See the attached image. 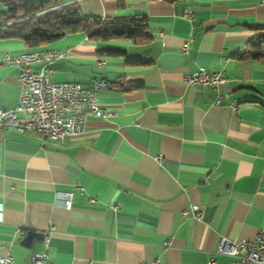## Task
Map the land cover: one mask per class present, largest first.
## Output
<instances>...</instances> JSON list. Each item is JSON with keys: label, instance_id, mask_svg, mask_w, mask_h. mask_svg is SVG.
I'll return each instance as SVG.
<instances>
[{"label": "crops", "instance_id": "0c3cea01", "mask_svg": "<svg viewBox=\"0 0 264 264\" xmlns=\"http://www.w3.org/2000/svg\"><path fill=\"white\" fill-rule=\"evenodd\" d=\"M259 1L57 0L88 17L144 15L152 38L96 42L73 33L36 49L0 38V58L64 51L51 80L95 90L111 113L87 116L63 143L0 133V255L12 264H42L30 255L43 252L54 264H231L233 256L217 253L219 241H251L264 228V58L240 56L264 35L255 28L264 26ZM199 67L223 69L228 81L219 90L186 84ZM130 81L141 86L115 87ZM19 92L18 69L0 64V109H14ZM69 191L65 209L59 193ZM190 205L203 209L200 220L180 213ZM28 231L43 238L24 246Z\"/></svg>", "mask_w": 264, "mask_h": 264}, {"label": "built area", "instance_id": "2783aa9c", "mask_svg": "<svg viewBox=\"0 0 264 264\" xmlns=\"http://www.w3.org/2000/svg\"><path fill=\"white\" fill-rule=\"evenodd\" d=\"M264 4V0L259 1ZM184 16L189 18L188 11ZM183 51H187V42L183 44ZM64 51L47 48L23 52L18 55L5 53L0 58L1 65L14 66L18 69L20 92L18 102L14 109H0V133L5 129H13L19 132L43 130V137L50 141L63 143L68 138L81 133L85 127L86 117L89 115H109L100 109L98 94L95 90L83 88L79 83L70 81H53L50 78L51 64L64 56ZM42 63L38 71H34L31 65ZM98 64H103L99 61ZM228 81L224 70L208 71L204 67L188 73L184 82L188 85L212 86L216 90ZM222 95L218 94L215 102L219 103ZM229 106L238 107V102L232 100ZM24 113L26 118H19L18 114ZM160 159L161 157H157ZM62 205L65 209L71 206L73 192L59 193ZM182 215L191 213L200 220L203 209L199 205H190L180 211ZM53 230L50 227L49 232ZM217 253L233 256L231 264H264V228L260 229L256 237L251 241H234L222 238L216 248ZM32 263L54 264L47 261L45 252L31 254ZM11 255H0V264H12ZM86 264H92L88 261ZM144 264V263H142ZM150 264H163L154 261ZM208 264H214L209 259Z\"/></svg>", "mask_w": 264, "mask_h": 264}, {"label": "trees", "instance_id": "16d2710c", "mask_svg": "<svg viewBox=\"0 0 264 264\" xmlns=\"http://www.w3.org/2000/svg\"><path fill=\"white\" fill-rule=\"evenodd\" d=\"M124 1L116 0L117 6H123ZM0 3L4 6L0 11V38L20 39L27 49L48 46L73 33L84 34L96 42L132 39L135 43H145L152 38L144 15L124 19L88 17L80 13L75 3L56 6L57 0H0ZM255 28L261 29L264 26ZM98 53L105 56L124 55L123 51L116 49H101ZM240 56L264 58V35L251 40L249 49ZM140 86V82L130 81L115 87L129 91Z\"/></svg>", "mask_w": 264, "mask_h": 264}, {"label": "water", "instance_id": "95a60500", "mask_svg": "<svg viewBox=\"0 0 264 264\" xmlns=\"http://www.w3.org/2000/svg\"><path fill=\"white\" fill-rule=\"evenodd\" d=\"M43 233L38 231H28L25 237L22 240V244L24 246L29 247L31 244L32 239H42Z\"/></svg>", "mask_w": 264, "mask_h": 264}, {"label": "bare ground", "instance_id": "6f19581e", "mask_svg": "<svg viewBox=\"0 0 264 264\" xmlns=\"http://www.w3.org/2000/svg\"><path fill=\"white\" fill-rule=\"evenodd\" d=\"M35 133L38 135L43 136V130H35Z\"/></svg>", "mask_w": 264, "mask_h": 264}]
</instances>
